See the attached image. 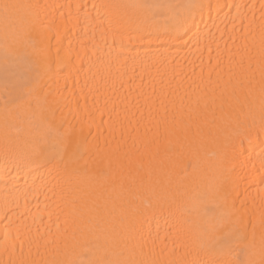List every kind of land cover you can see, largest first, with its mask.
<instances>
[{
    "label": "bare ground",
    "instance_id": "1",
    "mask_svg": "<svg viewBox=\"0 0 264 264\" xmlns=\"http://www.w3.org/2000/svg\"><path fill=\"white\" fill-rule=\"evenodd\" d=\"M0 264H264V0H0Z\"/></svg>",
    "mask_w": 264,
    "mask_h": 264
},
{
    "label": "snow or ice",
    "instance_id": "2",
    "mask_svg": "<svg viewBox=\"0 0 264 264\" xmlns=\"http://www.w3.org/2000/svg\"><path fill=\"white\" fill-rule=\"evenodd\" d=\"M5 7L7 8V7H9L8 5H5Z\"/></svg>",
    "mask_w": 264,
    "mask_h": 264
}]
</instances>
